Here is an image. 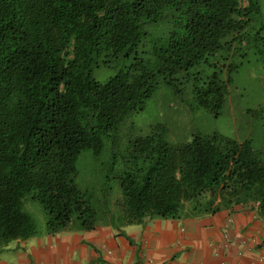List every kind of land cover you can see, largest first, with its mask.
I'll list each match as a JSON object with an SVG mask.
<instances>
[{
  "label": "trees",
  "instance_id": "16d2710c",
  "mask_svg": "<svg viewBox=\"0 0 264 264\" xmlns=\"http://www.w3.org/2000/svg\"><path fill=\"white\" fill-rule=\"evenodd\" d=\"M254 48L264 52L259 0H0V249L37 233L26 198L41 202L48 232L93 227L99 209L75 182L80 152L99 155L104 136L160 82L173 93L187 82L217 113ZM100 67L103 79L93 73ZM158 130L122 154L118 210L103 221L202 216L247 202L264 216V161L249 139L195 131L172 143ZM115 161L112 151L102 182Z\"/></svg>",
  "mask_w": 264,
  "mask_h": 264
},
{
  "label": "crops",
  "instance_id": "0c3cea01",
  "mask_svg": "<svg viewBox=\"0 0 264 264\" xmlns=\"http://www.w3.org/2000/svg\"><path fill=\"white\" fill-rule=\"evenodd\" d=\"M79 228V227H78ZM264 264V216L256 202L202 216L98 221L36 234L0 249V264Z\"/></svg>",
  "mask_w": 264,
  "mask_h": 264
},
{
  "label": "rangeland",
  "instance_id": "374dc122",
  "mask_svg": "<svg viewBox=\"0 0 264 264\" xmlns=\"http://www.w3.org/2000/svg\"><path fill=\"white\" fill-rule=\"evenodd\" d=\"M259 2L264 6V0ZM215 57L210 56L209 61H216ZM210 69L203 68V72ZM93 73L96 78L103 79L109 71L100 67ZM178 76L181 77V73ZM184 86L183 93H173L171 87L160 82L142 109L130 111L110 135L104 136L105 144L99 155L93 154L89 148L80 152L76 162L78 172L75 182L89 193L91 203L99 209L98 221L108 218L109 213L105 214L107 211L116 213L118 210L117 200L121 190L114 173L123 159L127 158L122 157V154L126 153L134 137L152 132L155 126H159L158 131L172 143L189 139L195 131H216L238 140L249 139L264 161L263 50L252 49L243 63L238 64L232 72L228 93L217 113L199 105L187 82H184ZM112 151L116 154V161L106 168L111 177L109 181L102 182L106 172L101 168L104 162L110 161ZM22 207L30 213L37 227L45 223L47 214L38 199L26 198ZM78 226L76 222L74 227L79 229Z\"/></svg>",
  "mask_w": 264,
  "mask_h": 264
},
{
  "label": "built area",
  "instance_id": "2783aa9c",
  "mask_svg": "<svg viewBox=\"0 0 264 264\" xmlns=\"http://www.w3.org/2000/svg\"><path fill=\"white\" fill-rule=\"evenodd\" d=\"M235 264H239L238 262H236Z\"/></svg>",
  "mask_w": 264,
  "mask_h": 264
}]
</instances>
